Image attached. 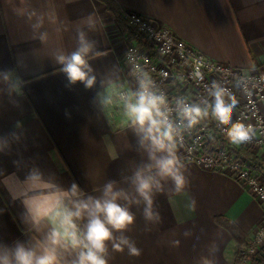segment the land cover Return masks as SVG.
I'll return each instance as SVG.
<instances>
[{"label": "crops", "instance_id": "crops-1", "mask_svg": "<svg viewBox=\"0 0 264 264\" xmlns=\"http://www.w3.org/2000/svg\"><path fill=\"white\" fill-rule=\"evenodd\" d=\"M112 1L124 16L134 12L156 26L167 27L213 60L250 74L264 69V0ZM29 2L37 7L42 0H0V70H13L23 82L20 95L9 94L0 84V136L20 134L10 149L0 152V239L9 241L26 238L27 233L22 205L12 199L4 177L23 178L25 165L34 163L65 184L76 182L92 191L109 178L118 179L122 170L128 174L138 159L135 136L126 128L116 99L122 87L135 88L123 52L128 40L137 39L126 36L102 0H54L69 21L94 13L104 22L103 29L92 34L99 52L91 61L97 83L92 88L80 82L70 85L59 65L45 54L47 46L33 39L23 16ZM60 39L67 48L74 46L72 32L63 33ZM107 92L113 94L115 103L104 108L98 93ZM250 157L264 166L261 152ZM185 161V190L157 197L163 223L145 233L137 212L129 235L141 255L113 251L110 264H197L212 239L218 245L215 264H235L238 247L216 217L234 222L247 240L261 223L263 205L230 172ZM185 229H203L196 247L191 246V237L182 235ZM173 239H180V245L172 246Z\"/></svg>", "mask_w": 264, "mask_h": 264}, {"label": "clouds", "instance_id": "clouds-1", "mask_svg": "<svg viewBox=\"0 0 264 264\" xmlns=\"http://www.w3.org/2000/svg\"><path fill=\"white\" fill-rule=\"evenodd\" d=\"M23 16L33 39L47 46L45 54L59 65L68 84L80 82L92 88L97 83L91 61L99 52L92 34L103 29L101 17L88 13L69 21L61 16L54 0H42L37 7L29 2ZM65 32L74 35L71 49L60 39ZM126 55L129 62H136L131 52ZM201 75L195 71L193 79ZM135 80L134 89L118 93L123 122L135 136L138 154L130 172L124 174L122 170L118 179L109 178L92 191L76 182L65 184L34 163L25 165L23 178L15 174L4 177L2 182L12 199L22 205L27 235L10 241L0 239V264H110L113 251L140 256L142 250L129 235L137 212L144 221L143 231L150 233L163 223L157 197L180 193L188 184V166L179 152L185 134L211 120L232 145L249 142L255 135L251 124L234 119L239 104L236 92L247 96L256 87L247 74L234 77L230 86L212 80L199 99L184 95L170 98L146 71H136ZM0 84L9 94H21L23 82L13 70H0ZM98 99L104 108L115 103L110 92L98 93ZM16 127H20L19 122ZM19 138L16 132L0 136V152L10 149ZM200 231L203 229H185L182 235L191 237L190 244L196 247ZM170 243L175 247L181 241L173 239ZM217 247L214 239L209 240L207 254L199 256L197 264H215Z\"/></svg>", "mask_w": 264, "mask_h": 264}, {"label": "built area", "instance_id": "built-area-1", "mask_svg": "<svg viewBox=\"0 0 264 264\" xmlns=\"http://www.w3.org/2000/svg\"><path fill=\"white\" fill-rule=\"evenodd\" d=\"M128 27L141 39L128 40L123 59L131 70L135 80L136 71H146L155 80L156 85L170 98L188 96L199 99L205 85L212 80H222L228 86L230 81L247 74L256 85L251 95L236 92L239 104L234 111V119L251 124L255 135L251 141L241 145L227 142L221 129L211 120H205L185 134L179 152L185 160L206 168L225 170L245 183L251 193L263 205L262 220L255 233L240 248L235 264H250V257L264 248V166H256L245 154L264 155V69L250 74L213 60L185 41L177 38L167 27H159L134 12L125 13ZM136 57L129 62L127 53ZM195 71L201 72L200 79H193ZM136 87V80H135ZM122 87L116 93L129 90ZM243 153H237L238 150ZM248 156V155H247Z\"/></svg>", "mask_w": 264, "mask_h": 264}, {"label": "trees", "instance_id": "trees-1", "mask_svg": "<svg viewBox=\"0 0 264 264\" xmlns=\"http://www.w3.org/2000/svg\"><path fill=\"white\" fill-rule=\"evenodd\" d=\"M102 1L105 3L106 8L113 13L118 25L120 26L122 31L126 34V36L129 39L135 38L140 42L141 39L133 30H131L128 27L124 13L117 7V5L112 0H102ZM242 152H243L242 150L238 151V153H242ZM254 164L256 166H260L258 165V163H254ZM216 222L230 232L237 247L246 243V236L242 233V231L234 222L223 216L216 217ZM250 264H264V248H262L256 255L250 257Z\"/></svg>", "mask_w": 264, "mask_h": 264}, {"label": "rangeland", "instance_id": "rangeland-1", "mask_svg": "<svg viewBox=\"0 0 264 264\" xmlns=\"http://www.w3.org/2000/svg\"><path fill=\"white\" fill-rule=\"evenodd\" d=\"M241 150H242V149H241ZM242 151L244 152V150H242ZM243 152H242V153H243ZM259 154H260V153H259ZM247 155H248V156H247ZM245 156H246L247 158H250V159L252 160V157H250L249 153H248V154H245ZM252 161H253V160H252ZM245 244H246V243H244V244H242V245H240V246L238 247L237 252H236L235 263L237 262V257H238V253H239L240 248L243 247Z\"/></svg>", "mask_w": 264, "mask_h": 264}]
</instances>
